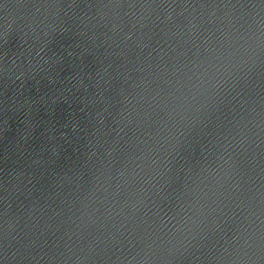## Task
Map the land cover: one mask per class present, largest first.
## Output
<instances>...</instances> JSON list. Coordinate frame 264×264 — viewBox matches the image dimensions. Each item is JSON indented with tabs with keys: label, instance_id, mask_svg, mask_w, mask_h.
<instances>
[{
	"label": "water",
	"instance_id": "obj_1",
	"mask_svg": "<svg viewBox=\"0 0 264 264\" xmlns=\"http://www.w3.org/2000/svg\"><path fill=\"white\" fill-rule=\"evenodd\" d=\"M0 264H264V0H0Z\"/></svg>",
	"mask_w": 264,
	"mask_h": 264
}]
</instances>
